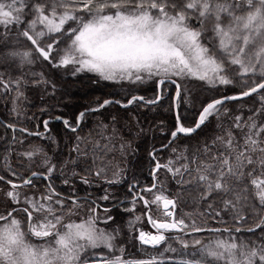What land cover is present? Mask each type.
<instances>
[{
	"label": "snow or ice",
	"instance_id": "snow-or-ice-1",
	"mask_svg": "<svg viewBox=\"0 0 264 264\" xmlns=\"http://www.w3.org/2000/svg\"><path fill=\"white\" fill-rule=\"evenodd\" d=\"M59 70L76 78L94 74V83L110 82L112 90L73 117L50 115L42 121L44 132L6 125L13 134L0 165V184L6 186L0 189L5 204L0 264H264V0H0V95L14 92L11 111L18 119L25 114L28 90L55 98ZM193 80L205 92L238 91L206 97L194 125L186 126L180 108L193 102L187 87ZM145 85L152 86L151 97L140 94ZM244 98L253 101L247 115L244 108L225 107ZM165 99L171 100L175 123L167 131L163 121L158 124L168 142L149 152L152 183L134 180L124 200L105 189L99 200L127 203L122 211L132 217L130 229L147 217L155 232L140 230L141 245L157 249L174 239L180 247L126 259L121 226L107 228L116 223L114 208L79 196L71 179L78 176L90 185L94 177L119 185L126 169L108 157L117 143L126 154L132 142L121 134L116 114L107 122L96 120L87 135L78 133L91 115L109 106L155 109ZM39 111L43 115L50 108ZM53 120L75 134L67 159L54 162L42 145L16 151L25 143L16 131L58 145L49 127ZM209 125L210 138L180 142ZM37 157L41 170L32 171ZM57 171L67 194L57 190ZM161 172L175 184L174 195L166 194L171 190ZM37 177L45 181L43 189L34 183ZM186 198L204 211L177 215ZM138 206L145 211L134 215ZM203 233L208 237L197 238Z\"/></svg>",
	"mask_w": 264,
	"mask_h": 264
},
{
	"label": "trees",
	"instance_id": "trees-1",
	"mask_svg": "<svg viewBox=\"0 0 264 264\" xmlns=\"http://www.w3.org/2000/svg\"><path fill=\"white\" fill-rule=\"evenodd\" d=\"M66 84L63 86V93L60 91L56 92L55 98H51L47 95H44V93H41L39 95L38 91L35 93L34 102L29 103L27 106L28 115L27 117H33L35 116V119H32L31 121H28L27 124H17V126L20 127H27L30 131L35 132L38 129L44 130L42 126V121L44 119H48L49 116H56V115H64L66 117H73L74 115L78 114L79 111L83 110L84 107L88 106H95V101L99 99L101 102L103 99L108 98L106 95L110 90V86L105 85H96L93 84L89 79L86 78H75V79H69L68 81H65ZM80 86L83 88L82 93H78L76 91H72L70 87L73 86ZM172 93L174 94V88L171 89ZM238 91V89H219L218 91H211V92H205L204 90H195L192 92L193 96V105L192 103L189 104H182L180 108V113L182 117H184V123L186 126H192L194 125V122L198 116L199 110L201 109V104L206 103L207 100L206 97L209 98H219L221 94L224 95H233L235 92ZM199 92L204 93V97L201 99L199 96ZM141 95H147L149 97L153 94V88L151 85L143 86V90L140 92ZM199 94V95H198ZM4 102H0V125L1 127L6 130V133L9 135L7 136L2 143H0V153L5 150V145L11 140L12 138V131L10 129L6 128V124H9L11 122L8 121L7 117V98H4ZM39 101V103H38ZM198 104L197 107H195V104ZM253 104V101L248 98H244L243 100L239 101H228L225 105V107L229 109H245V114L247 113L246 109L248 107H251ZM55 105V108L52 109L51 106ZM50 108V111L45 114L40 113L41 108L48 107ZM111 114H116L119 116V123L117 127L120 128L121 134L124 136L125 140L131 141L132 146L128 150L126 154H121V162L123 165V168L126 169L125 177L122 183L119 185H116L114 187H108L113 193L117 194L118 199L124 200L127 192H128V185L131 184L134 180H138L141 183V186L143 185H150L152 183L151 179V169L154 167V163L149 157V152L152 151L153 147L159 148L162 144H165L168 141V136L161 134V129L158 127V124L163 121L165 125V131L168 129H171L175 123V112L171 108V100L165 99L164 103L157 106L155 109H148V108H141L137 106H133L129 108L127 111L120 109L118 106H109L106 110H101V113H97L95 115H91L86 122L83 124L81 128V132H84L83 135H87V133L93 129L94 123L98 119H104L105 122H107V119L110 117ZM239 114L238 111H234L233 115ZM139 120L140 124L137 125L135 123V120ZM37 125H39V128H37ZM51 129V135L54 136L57 141L59 142L57 145V151L53 153L51 144L43 139L38 138L35 136H26L25 134L20 133L19 131H16L15 135L17 136V133L20 134V136L24 137L25 139H31V140H38L42 144H46V147L48 151L50 152L51 156L57 160H60L62 156L65 155L66 148L68 147V142L66 139H69L72 135L71 131H68L63 123L59 120H53L50 122L49 125ZM143 128L144 131L142 134H137L138 129ZM212 135V125H209L207 128H203L201 130H198L197 133L192 134V137L190 140H182L181 143H191L196 144L197 141L205 139V137H211ZM1 136V133H0ZM61 148V150H59ZM133 149L135 151L133 152ZM57 156H55V155ZM161 156L167 158L168 153L167 152H161ZM33 171H40V170H33ZM0 174H3L0 172ZM27 174V173H26ZM10 178V177H9ZM160 179L165 182L166 188L170 189L169 195H173L175 193L176 186L174 183H170L165 179V174L163 172L160 173ZM57 177L54 180V183H56ZM38 184L45 185V181L41 180L39 177L36 178L34 183L36 182ZM96 188V189H95ZM103 189V186L101 187H86L82 186V184H77V190H80V192H90L91 196L94 200H97L96 194L100 192V190ZM58 191L65 192L63 189H60L57 187ZM98 191V192H97ZM79 192V191H78ZM79 192V193H80ZM96 193V194H95ZM150 195V194H149ZM130 199V197H128ZM98 201V200H97ZM100 203V202H98ZM101 205L103 203H100ZM128 205L127 203H124L122 205H117L116 201H112L107 204L108 208H114V211L112 214L115 216V218H118L120 221L124 222L126 213L122 211V206ZM201 210V208H199ZM102 210V209H101ZM154 213V212H153ZM155 214V213H154ZM156 215V214H155ZM144 222L148 227V224L146 222L145 216ZM136 230L131 229L133 234H125L122 237V244L124 245L126 249V256H129V258H137L141 256H146V254H140L137 250V242L135 240V233L139 229V226H135ZM199 235V234H198ZM173 240V239H169ZM141 249L145 250L147 249L145 246H141ZM147 251H150L149 249ZM155 254V253H154ZM169 255V254H167Z\"/></svg>",
	"mask_w": 264,
	"mask_h": 264
},
{
	"label": "rangeland",
	"instance_id": "rangeland-1",
	"mask_svg": "<svg viewBox=\"0 0 264 264\" xmlns=\"http://www.w3.org/2000/svg\"><path fill=\"white\" fill-rule=\"evenodd\" d=\"M21 43H24V44H26V42H24V41H21ZM26 46H30V45H27L26 44ZM37 70H39V69H37ZM76 77H72V76H70V75H68V74H66L63 70H59V74L56 76V79L58 80V91H60V92H62L63 93V86H64V84H66L65 83V81H68L69 79H75ZM79 78H86V79H89L93 84H96V85H99V86H101V85H107V86H109L110 85V82H106V81H100L99 83H94V81H96L97 80V77L94 75V74H81V76L79 77ZM73 86V85H72ZM145 86H147V85H145ZM144 86V87H145ZM187 87L190 89V91H191V93L192 92H194L195 90H199V89H201V90H203L202 89V85H201V82H199V81H195V80H193V81H190V82H187ZM70 89L72 90V91H76V92H78V93H82L83 92V88L82 87H80V86H73V87H70ZM37 91H38V93H39V95L41 94V93H43L42 91H40V90H28L27 91V93H26V95H27V97H28V100L27 101H25V102H23V108L25 109V114L24 115H28V108H27V106L29 105V103H31V102H34L33 100H34V96H35V93H37ZM199 94H200V98L202 99L203 97H204V93H201V92H199ZM198 94V95H199ZM14 95V92L13 93H9L7 96H3V95H0V102L1 101H3L4 102V98L6 97L7 98V105H6V108H7V117H8V121L9 122H11V123H13V124H27V122L28 121H31L32 119H29V120H25V118H24V115H22V116H20L19 117V119L17 118V116H16V114L15 113H13L12 111H11V109H12V107H13V105H12V96ZM193 97V96H192ZM36 99V98H35ZM194 102V101H193ZM192 102V105L194 104ZM38 103H39V101H38ZM198 104L199 103H197V104H195V107H197L198 106ZM49 107V106H48ZM58 108V107H57ZM57 108H55V109H57ZM29 118H31L30 116H29ZM38 131H44V130H39L38 129ZM0 133H1V136H0V143H2L3 142V140L7 137V136H9L7 133H6V130H4L2 127H1V125H0ZM78 134H80V135H83L84 134V132H79ZM17 138H21V139H24L25 140V143H24V145H23V147H19V146H17L16 147V151H22V150H24V149H26L27 147H28V145L29 144H32V145H42L43 147H44V149L48 152V155L49 156H51V154H50V152L48 151V149H47V147H46V144H42L40 141H38V140H31V139H25L24 137H22V136H20V134H18L17 133V136H16ZM66 141L68 142V147L66 148V151H65V155L64 156H62L61 158H60V160H57V159H55V158H53L54 159V162H57V161H63V160H65V159H67L68 157H69V154H70V149L72 148V145H73V143L75 142V134H73L72 133V135L70 136V141H69V139H66ZM51 146H52V150H53V153L55 152V151H57V145L56 144H51ZM116 148H117V150L116 151H114L109 157H108V159L111 161V163H112V165L113 166H119L120 168H123V165H122V162H121V154H120V151L118 150L119 149V143H117V145H116ZM59 150H61V148L59 149ZM5 151V150H4ZM4 151H2L1 153H0V165H3V154H4ZM55 155V154H54ZM71 155L74 157L75 156V152H71ZM55 156H57V155H55ZM39 157H37L36 159H35V165L36 166H33V168H32V171L33 170H41V169H39V167H38V165H39ZM25 163H27V161L25 160ZM12 164H13V166H16V164H17V157H15V156H13L12 157ZM77 171H81V169H79V168H77ZM56 177H57V180H56V183L57 184H55V185H57L60 189H63V191H65L64 192V194H67L69 191H70V189H69V187L68 186H64V185H62L61 184V178L59 177V172L57 171V174H56ZM38 182L39 181H37L36 182V185H37V188H40V189H43V187H44V185L43 184H38ZM71 183L72 184H74L75 185V189H76V193L77 194H83V193H85V192H80V190H77V184H82V186H86V187H101V186H103V189L102 190H100V192L99 193H95L96 194V196H97V202H100V203H103L101 206H107V204L108 203H110V202H112V201H100L99 200V197H101V196H103L104 195V193H105V189H108V191H110V192H113V191H111L108 187H109V185L107 184V183H104L103 182V180L102 179H96V178H92V183L90 184V185H84L81 181H80V179H79V177L77 176V177H75L74 179H71ZM4 188H6V186L5 185H3V184H0V189H4ZM96 189V188H95ZM21 191H30V190H28V189H21ZM80 193H79V192ZM98 192V191H97ZM176 192V191H175ZM63 193V192H62ZM168 193H170V192H167L166 194H168ZM175 194V193H174ZM173 194V195H174ZM149 198H151V194L149 195ZM4 200V197H3V195H2V193H0V213H2L3 212V209H4V207H5V204L2 202ZM114 201V200H113ZM127 207H129V205H126V206H122L121 208H127ZM199 208H201V210L199 209ZM145 211V209H143V207L142 206H138V210H137V212L134 214V215H140L141 214V212H144ZM197 211H204V208H202V207H199L198 205H196V204H194L193 202H192V200L191 199H184V200H182L181 202H180V204H179V207H178V209H177V215H183L184 213H195V212H197ZM153 212L156 214V212H155V206H153ZM153 213V214H154ZM112 214V213H111ZM154 214V215H155ZM101 215L103 216V213H102V210H101ZM113 215V214H112ZM114 216V215H113ZM114 218H115V216H114ZM132 217H130L128 214H126V217H125V220H124V222H122V221H120L118 218H115V221H116V223L115 224H113L112 222H108V224H107V228H108V230L109 231H111V229L112 228H114V227H116L117 225H120L121 226V234H120V240H119V243H121L122 244V237H123V235H127V234H133V232L131 231V229L128 227V221L131 219ZM225 219H228V217H225ZM138 226H139V229L137 230V232L135 233V240H136V242H137V247H136V250L140 253V254H145L146 252L148 253V255H146V256H141V257H137V258H129V256H126L125 255V258L126 259H148V258H150V255L151 254H154L156 251H164V249L165 248H167L169 245H171V247H173V248H177L178 250H179V243L177 242V241H175L174 239L173 240H169L168 241V243L167 244H163V246L161 247V246H157V249H153V247L152 246H150V245H141V242L138 240V235H139V231L140 230H143V231H147L149 228L147 227V225L145 224V222H144V218L142 217V220H141V222H139L138 224H137ZM99 226L101 227V228H105L106 227V225L103 223V222H101L100 224H99ZM210 226H212V227H221L222 225H219V224H211ZM200 235H203V237L204 238H207L208 237V233H203V234H199L198 236H197V238H200ZM257 235H259V231H257ZM250 238H252V239H255V237H250ZM141 246H145L147 249H145V250H143V249H141ZM150 250V251H147V250ZM146 253V254H147ZM167 254H169L170 256H174L175 254L174 253H171V252H169V253H167ZM177 259H179V257H177Z\"/></svg>",
	"mask_w": 264,
	"mask_h": 264
},
{
	"label": "flooded vegetation",
	"instance_id": "flooded-vegetation-1",
	"mask_svg": "<svg viewBox=\"0 0 264 264\" xmlns=\"http://www.w3.org/2000/svg\"><path fill=\"white\" fill-rule=\"evenodd\" d=\"M86 194L89 195L91 199H93L92 196H91V193H90V192H85V193H83V194H78V195H79V196H85ZM147 231H149V232H155V229H153V228L149 225V229H148ZM173 235H175V234H173Z\"/></svg>",
	"mask_w": 264,
	"mask_h": 264
},
{
	"label": "water",
	"instance_id": "water-1",
	"mask_svg": "<svg viewBox=\"0 0 264 264\" xmlns=\"http://www.w3.org/2000/svg\"><path fill=\"white\" fill-rule=\"evenodd\" d=\"M198 114H199V113H198ZM197 118H198V116H197ZM197 118H196V119H197ZM167 142H168V141H167ZM167 142H166V143H167ZM166 143H165V144H166ZM160 147H161V146H160ZM160 147H159V148H160ZM159 148H158V149H159ZM146 219H147V217H146Z\"/></svg>",
	"mask_w": 264,
	"mask_h": 264
}]
</instances>
